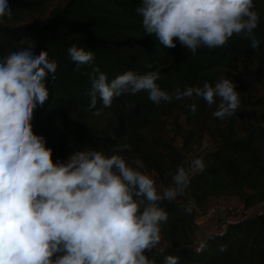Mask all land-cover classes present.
I'll return each mask as SVG.
<instances>
[{
  "label": "trees",
  "instance_id": "16d2710c",
  "mask_svg": "<svg viewBox=\"0 0 264 264\" xmlns=\"http://www.w3.org/2000/svg\"><path fill=\"white\" fill-rule=\"evenodd\" d=\"M50 1L8 0L12 13L0 23V55L31 42L56 61L55 73L46 78L49 97L34 110L32 120L34 132L53 149V159L63 161L73 150L90 148L110 156L120 147L129 162L138 158L142 171L168 185L170 170L189 162L161 135V129L165 116L182 110L186 124H177L176 131L184 148L192 150L204 134L216 146L203 154L205 168L190 176L183 193L174 201L161 202L168 212L161 224L164 244L146 254L154 264H163L169 254L177 255L179 264H264V214L228 223L222 232L204 239L206 247L198 251L201 242L192 247L190 235L195 211L184 195L188 193L199 209L216 196L237 197L245 209L264 202V42L254 50L248 39L234 34L223 46H201L195 54L178 42L165 47L144 32L136 12L141 0H65L46 16L29 20L35 13L43 14ZM254 5L260 17L254 32L264 41V0H254ZM72 44L94 53L92 63L78 71L67 53ZM96 66L109 80L129 69L156 70L157 83L170 93L229 77L240 92V106L232 116L219 119L212 115L215 104L209 106L202 98L183 97L157 105L141 91L114 97L110 107L94 115L87 106L90 74ZM192 103L197 105L195 112L188 107ZM100 115L109 117L105 122L97 118ZM221 244L226 245L224 251L219 250Z\"/></svg>",
  "mask_w": 264,
  "mask_h": 264
},
{
  "label": "clouds",
  "instance_id": "9594fccd",
  "mask_svg": "<svg viewBox=\"0 0 264 264\" xmlns=\"http://www.w3.org/2000/svg\"><path fill=\"white\" fill-rule=\"evenodd\" d=\"M136 12L146 34L165 47L178 42L193 54L201 46L221 47L234 34L248 39L254 50L264 42L254 32L260 19L254 0H141ZM11 13L8 0H0V23ZM67 53L77 71L94 60L91 50L76 44ZM56 68L48 51L31 42L0 55V264H154L146 253L160 242L161 224L168 219L161 202L176 200L205 163L198 157L187 167L177 165L170 170L171 183L157 185L153 175L141 170L142 161L129 162L120 147L110 156L90 148L54 160L32 120L49 97L46 78ZM158 79L156 70L129 69L109 80L96 66L87 110L99 115L114 97L141 91L157 105L202 98L215 104L212 115L219 119L240 106V92L229 77L171 93ZM188 107L195 112L197 105ZM205 247L201 242L197 250ZM163 264H179V257L166 255Z\"/></svg>",
  "mask_w": 264,
  "mask_h": 264
},
{
  "label": "rangeland",
  "instance_id": "374dc122",
  "mask_svg": "<svg viewBox=\"0 0 264 264\" xmlns=\"http://www.w3.org/2000/svg\"><path fill=\"white\" fill-rule=\"evenodd\" d=\"M64 2L65 0H51L42 11L43 14L35 13L29 16V20L46 16L53 8L61 6ZM108 117V115L97 116L98 119L105 122ZM177 124H181L182 126H185L186 124L185 116L182 110L179 109L174 111L171 115L164 117L161 135H163L166 140L174 144L178 149L182 150L186 155L188 162L198 157L201 158L205 152L216 146L214 139L208 134H204L192 150H186L184 148V140L177 134ZM143 171L146 170L143 169ZM154 179L157 182V185L162 184L155 177ZM184 195L187 203L191 205L195 211V216L190 222V235L194 241L193 245H191L192 247L195 243H200L207 237L222 232L225 226L230 222L237 221L246 216H251L257 213L264 214V202L256 204L249 209H245L242 202L237 197L216 196L208 200L205 208L199 209L194 206L188 193H184ZM162 235L161 231V239L157 246L164 244Z\"/></svg>",
  "mask_w": 264,
  "mask_h": 264
}]
</instances>
